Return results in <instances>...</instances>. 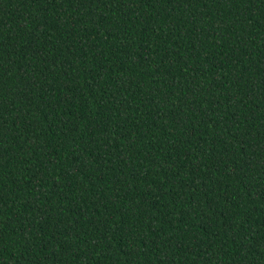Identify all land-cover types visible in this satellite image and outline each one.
<instances>
[{
	"label": "trees",
	"instance_id": "obj_1",
	"mask_svg": "<svg viewBox=\"0 0 264 264\" xmlns=\"http://www.w3.org/2000/svg\"><path fill=\"white\" fill-rule=\"evenodd\" d=\"M0 264H264V0H0Z\"/></svg>",
	"mask_w": 264,
	"mask_h": 264
}]
</instances>
